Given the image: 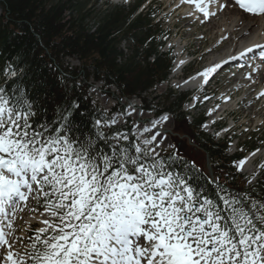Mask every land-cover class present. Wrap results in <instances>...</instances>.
I'll use <instances>...</instances> for the list:
<instances>
[{
  "label": "snow or ice",
  "instance_id": "1",
  "mask_svg": "<svg viewBox=\"0 0 264 264\" xmlns=\"http://www.w3.org/2000/svg\"><path fill=\"white\" fill-rule=\"evenodd\" d=\"M181 3L194 5L205 21L223 12L240 23L264 17V0ZM257 56L264 65V42L197 75L207 84L229 60ZM33 107L24 92L0 89V264H264V203L233 195L216 177L215 198L209 196L154 148L126 145L121 133L109 138L107 121H95L94 135L74 136V104L59 110L50 128L32 122ZM184 166L201 171L195 161ZM24 212L32 215L17 236ZM32 221L41 226L33 230Z\"/></svg>",
  "mask_w": 264,
  "mask_h": 264
},
{
  "label": "trees",
  "instance_id": "2",
  "mask_svg": "<svg viewBox=\"0 0 264 264\" xmlns=\"http://www.w3.org/2000/svg\"><path fill=\"white\" fill-rule=\"evenodd\" d=\"M89 1L0 0V89L17 95L24 92L30 98L36 113L32 122L37 127L50 128L49 122L56 119L58 111L74 104L71 127L78 138L94 135L95 121L103 117L90 101L89 79L114 86L123 98H140L168 79L172 65L171 53L159 49L169 33L154 22L156 10L148 6L138 11L145 0H134L129 5L96 0L107 5L103 12H97L95 5L88 7ZM66 58L76 59L80 67L69 66ZM6 66L12 72L3 76ZM185 99L186 93L169 91L163 104L153 106L148 102L144 108L155 115L166 112L183 127ZM203 119L200 115L193 123L186 122L185 134L209 155L217 182L233 195L264 203V171L248 185L247 178L233 165L239 154L227 155V141H216L213 134L200 130ZM116 130L103 129L109 138ZM126 132L129 141L123 143L127 145L132 137L129 128ZM160 157L172 171L186 172L193 186H202L215 198L217 187L202 166L195 163L201 171H188L184 162L193 160L181 151Z\"/></svg>",
  "mask_w": 264,
  "mask_h": 264
},
{
  "label": "rangeland",
  "instance_id": "3",
  "mask_svg": "<svg viewBox=\"0 0 264 264\" xmlns=\"http://www.w3.org/2000/svg\"><path fill=\"white\" fill-rule=\"evenodd\" d=\"M112 1L119 4L121 2L129 3L133 0ZM180 1L181 0H147L141 7H145L149 4L148 6H151L152 9H155L156 17L154 22L160 24L161 27L167 30L169 33V38L165 42V44L159 48L160 51L166 52L168 50H171L172 56L174 57V59H176L178 56V45L180 44L184 48V50L183 53L179 55L182 58H185L186 62L191 61V63L188 65H191L190 68H188L187 70L186 67V69H184V71H182L178 76L180 78L177 77L178 73L176 74L175 78L171 77L170 75L167 82L156 84L145 94H142L140 98H135L139 105L134 109H131L129 106V101L134 99V97H131L129 99L123 98L120 96L118 90L114 86H106L102 81L95 82L93 79H89L87 81V84L90 86L88 95L91 103L104 114V118L101 121L108 122L105 127L108 125L120 128L123 126H131V133L136 139V143L138 142L140 144L144 140H151L153 136H156L157 139L152 141L149 146L154 147L159 155L173 151L177 152L176 150H179L184 154V156L195 161V163L199 164L205 169V152H203L198 146H196L193 141H191L192 137L188 138L186 136L188 135L185 134L187 133V128L184 125L187 126L186 122L192 123L193 120L198 118L201 114H204L203 117L205 119H208V113L211 109H217L225 104L226 100L225 98H223L224 96L221 95L227 89H229L231 85H234L232 82H229L227 84L225 83L226 77L234 72L233 66L230 65L228 69H223L222 71L218 72V74L215 75V79L213 80V82L208 84L206 93L208 95L209 101L207 103H204V98H201L197 99L199 101V104L195 109H190L189 102L183 106V111L186 113V122L183 127L176 125L174 119H172L171 116L165 114L167 116V128L161 131V135L155 134L154 131L150 130H148L147 132L144 131V129L147 128V124L149 123L151 118H158L161 115H164L163 113L165 112L161 113L158 116H155L153 112L146 110L145 108H143V106L148 104V102H152L153 106L154 104H163L165 102V96L169 91L177 93L188 91L190 93H195V91H190V89L182 88L179 85V82L182 80L181 78L188 77L193 72L200 70L208 57L214 55L216 56L223 48L222 42L217 40V28L211 27L210 24L208 25L207 21H205L203 18H193L191 16L189 6H195L185 3L186 6L184 7V5L180 3ZM94 5L98 10L97 12H103L107 10L106 4L102 2H96V0H90L88 3V7H92ZM194 12H197L195 8ZM226 16L227 15L221 17V15H219L214 18L216 21H222L221 23H223V21H225L227 18ZM250 21L252 23H255L258 22V19L251 18ZM210 27L211 29H209ZM123 47L126 46L123 45ZM125 51L126 53H128V48ZM65 62H68L69 66L72 67H80V64L76 59L66 58ZM185 70H187L188 72H185ZM96 85H98L97 91L93 90L94 86ZM240 89L238 90V92L231 95L234 101L239 100L240 97L244 95L245 89ZM216 97H219L221 99L217 104L213 105V100ZM254 104L257 108L259 107L258 101H255ZM134 110L141 114L142 117H135V113H133ZM258 111L261 112L260 110ZM245 115L246 113H239L238 111H236V109L227 110L225 114L220 116L218 125L226 126L227 128H229L232 126V118L234 119V125L237 128L228 130V135L236 136L237 140L233 141L232 144L236 143L238 145V148L240 149L239 154H244L248 150L256 148L253 153H255L256 157H258L257 159L255 158L256 160L254 162L252 161L253 166L251 171L248 173H244V175L250 178V183L254 181L256 175L264 168V116L259 115L249 121L248 117H246ZM112 121L115 122L111 123ZM205 124L204 127H202V130L206 133H211L212 130H208V127L206 128ZM188 132L191 136V132ZM216 137L217 139H220L221 133H217ZM232 144H230L227 148L226 153L228 155H232ZM149 146H144L141 144V147ZM257 149H259V151H257ZM40 211H43V209H40ZM31 214L32 213L24 212L18 215L15 221V227L17 229L15 235H22V230L28 227L25 221H29L28 218ZM21 216L23 217V219L20 218ZM30 226L34 230L41 225L40 223L33 222ZM27 234L31 235L32 233L28 232ZM25 243H27V241H25Z\"/></svg>",
  "mask_w": 264,
  "mask_h": 264
},
{
  "label": "bare ground",
  "instance_id": "4",
  "mask_svg": "<svg viewBox=\"0 0 264 264\" xmlns=\"http://www.w3.org/2000/svg\"><path fill=\"white\" fill-rule=\"evenodd\" d=\"M182 5H184V7L186 6L185 3H182ZM194 8L195 7L189 6L191 16L198 19L203 18L201 13L194 12ZM213 10H215L214 5ZM220 15L221 17L227 15V18L225 21H223V23H221L222 21H216L215 18H212L210 21H207V24H210L213 28H217L216 34H218L217 37L219 38H217V40L222 42V50H220L216 56L214 55L208 57L199 71L189 75L186 78H183L179 82V85L182 88L190 90L198 89L199 94H204L209 83L205 84L202 78L197 75L200 71H202L204 67L209 66L213 62H219V60L221 59L227 60L230 54H237L239 51L243 50L245 46H250L253 42H264V17H258V22L252 23L250 19L253 17L249 16L244 20L243 23H240L237 21L234 14L223 12ZM259 20H262L263 22ZM211 27L209 29H211ZM183 50L184 48L179 44L177 49L178 56L173 62L170 74L173 78H175L183 63L185 64L186 62L185 58H182L179 55L180 52L181 54L183 53ZM248 55L250 56L251 54ZM230 65L234 67V72L226 77L225 83L227 84L229 82H232L234 85H231V87L221 95L224 96L223 98H225L226 100L225 104L217 109H214L213 114L210 116V119L215 116H221L225 113L226 110L232 109H236V111H238L239 113H246L245 116L248 117L249 121L259 115L264 116V96L260 95L261 92H264V65L260 63V58L257 56L253 61L248 59L247 57H238L237 60L229 61L227 65L223 66V69H228ZM214 79H212V81ZM240 88L245 89V93L242 98L240 97L241 99L234 101L230 96L236 93ZM97 89L98 85L94 86L93 90L97 91ZM219 97H216L214 101L217 102L219 100ZM255 101L259 102L258 108L254 104ZM138 105L139 104L135 98L129 101V106L131 109H134ZM258 110H260L261 112H259ZM133 113H135V117H142V115L139 114L136 110H134ZM165 116L166 115L164 114L158 118H151L149 123L147 124V129L150 131H154L155 134L161 135V131L167 128L166 120L163 119V117ZM154 123L155 127L153 126ZM205 123V127L207 128L209 123L208 121H206ZM245 158H247L246 163L243 166V169L240 170V172L242 173H248L251 171L252 161L255 160L256 154L252 153L244 157L243 159ZM31 215L28 218L29 221ZM33 222L39 223L38 221H32L31 223Z\"/></svg>",
  "mask_w": 264,
  "mask_h": 264
},
{
  "label": "water",
  "instance_id": "5",
  "mask_svg": "<svg viewBox=\"0 0 264 264\" xmlns=\"http://www.w3.org/2000/svg\"><path fill=\"white\" fill-rule=\"evenodd\" d=\"M206 166H207V169H208V173L211 174L210 176H212L210 165L207 163Z\"/></svg>",
  "mask_w": 264,
  "mask_h": 264
}]
</instances>
